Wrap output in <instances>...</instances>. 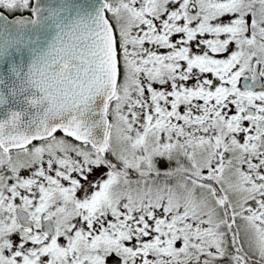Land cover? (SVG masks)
<instances>
[{
    "label": "snow or ice",
    "instance_id": "snow-or-ice-1",
    "mask_svg": "<svg viewBox=\"0 0 264 264\" xmlns=\"http://www.w3.org/2000/svg\"><path fill=\"white\" fill-rule=\"evenodd\" d=\"M12 49L0 264H264V0H0Z\"/></svg>",
    "mask_w": 264,
    "mask_h": 264
},
{
    "label": "water",
    "instance_id": "water-1",
    "mask_svg": "<svg viewBox=\"0 0 264 264\" xmlns=\"http://www.w3.org/2000/svg\"><path fill=\"white\" fill-rule=\"evenodd\" d=\"M78 3H86L89 0H76ZM23 55L19 49H12L4 57H0V74H3V70L12 62L20 63L23 60ZM30 58V57H29ZM27 110L31 112L32 109L28 108V105L23 103V97H10L5 104H0V119L5 118V115L10 111ZM29 117L26 116L25 119Z\"/></svg>",
    "mask_w": 264,
    "mask_h": 264
},
{
    "label": "flooded vegetation",
    "instance_id": "flooded-vegetation-1",
    "mask_svg": "<svg viewBox=\"0 0 264 264\" xmlns=\"http://www.w3.org/2000/svg\"><path fill=\"white\" fill-rule=\"evenodd\" d=\"M25 175H27V173H25ZM17 202H19V201H17Z\"/></svg>",
    "mask_w": 264,
    "mask_h": 264
}]
</instances>
